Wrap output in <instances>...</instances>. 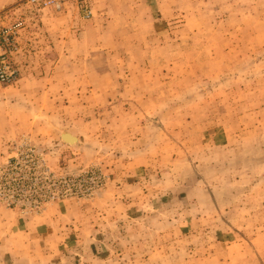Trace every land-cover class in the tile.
<instances>
[{
  "label": "rangeland",
  "instance_id": "1",
  "mask_svg": "<svg viewBox=\"0 0 264 264\" xmlns=\"http://www.w3.org/2000/svg\"><path fill=\"white\" fill-rule=\"evenodd\" d=\"M18 22L0 264H264V0H0Z\"/></svg>",
  "mask_w": 264,
  "mask_h": 264
},
{
  "label": "built area",
  "instance_id": "2",
  "mask_svg": "<svg viewBox=\"0 0 264 264\" xmlns=\"http://www.w3.org/2000/svg\"><path fill=\"white\" fill-rule=\"evenodd\" d=\"M71 0H26V2L35 7L38 11L52 10L56 12L62 11L67 3ZM90 14V12H88ZM21 22L15 24L13 29H5L0 31V80L2 82L10 81L14 77V73H9L3 69L2 63L5 58V48L14 45L13 30L20 27Z\"/></svg>",
  "mask_w": 264,
  "mask_h": 264
},
{
  "label": "water",
  "instance_id": "3",
  "mask_svg": "<svg viewBox=\"0 0 264 264\" xmlns=\"http://www.w3.org/2000/svg\"><path fill=\"white\" fill-rule=\"evenodd\" d=\"M63 139H64V135H63ZM65 140V139H64Z\"/></svg>",
  "mask_w": 264,
  "mask_h": 264
}]
</instances>
